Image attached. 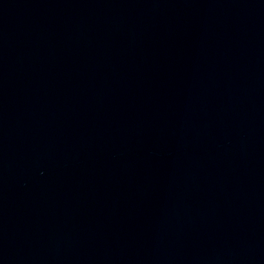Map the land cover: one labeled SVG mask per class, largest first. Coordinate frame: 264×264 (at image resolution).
I'll use <instances>...</instances> for the list:
<instances>
[{
  "label": "water",
  "instance_id": "95a60500",
  "mask_svg": "<svg viewBox=\"0 0 264 264\" xmlns=\"http://www.w3.org/2000/svg\"><path fill=\"white\" fill-rule=\"evenodd\" d=\"M0 264H264V0H0Z\"/></svg>",
  "mask_w": 264,
  "mask_h": 264
}]
</instances>
